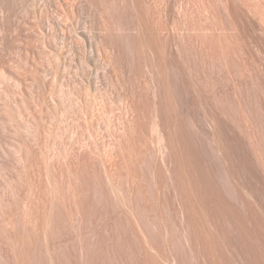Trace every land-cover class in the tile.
<instances>
[{
  "label": "rangeland",
  "instance_id": "rangeland-1",
  "mask_svg": "<svg viewBox=\"0 0 264 264\" xmlns=\"http://www.w3.org/2000/svg\"><path fill=\"white\" fill-rule=\"evenodd\" d=\"M0 264H264V0H0Z\"/></svg>",
  "mask_w": 264,
  "mask_h": 264
},
{
  "label": "bare ground",
  "instance_id": "bare-ground-1",
  "mask_svg": "<svg viewBox=\"0 0 264 264\" xmlns=\"http://www.w3.org/2000/svg\"><path fill=\"white\" fill-rule=\"evenodd\" d=\"M64 2V1H63ZM59 5V4H58ZM72 8V7H71ZM69 9V8H68ZM67 16V15H66ZM70 16V15H69ZM71 24V23H70ZM126 46V45H125ZM123 48V47H122ZM128 48H129V46H128ZM124 50V49H123Z\"/></svg>",
  "mask_w": 264,
  "mask_h": 264
}]
</instances>
